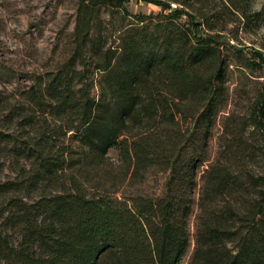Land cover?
I'll use <instances>...</instances> for the list:
<instances>
[{
	"label": "trees",
	"instance_id": "trees-1",
	"mask_svg": "<svg viewBox=\"0 0 264 264\" xmlns=\"http://www.w3.org/2000/svg\"><path fill=\"white\" fill-rule=\"evenodd\" d=\"M153 2L77 0L62 56L0 96V264H264V55L213 0ZM111 149L159 192L90 185Z\"/></svg>",
	"mask_w": 264,
	"mask_h": 264
},
{
	"label": "rangeland",
	"instance_id": "rangeland-1",
	"mask_svg": "<svg viewBox=\"0 0 264 264\" xmlns=\"http://www.w3.org/2000/svg\"><path fill=\"white\" fill-rule=\"evenodd\" d=\"M222 15L226 40L246 53L258 50L264 55V0H213ZM231 1L239 5V11H231ZM77 0H0V96L14 100L17 90L29 83L30 75L49 67L60 58L66 49L65 42L75 17ZM225 5H228L227 7ZM132 12H156L160 6L153 0H126ZM172 6H175L172 3ZM262 11L260 20L250 22L243 15ZM244 72H247L243 68ZM252 71V70H251ZM249 73V72H248ZM249 73L251 80L244 82L255 87L253 79H262V72ZM238 72L230 79L231 89L239 86ZM260 75V76H258ZM253 80V81H252ZM243 84V81H242ZM241 85V84H240ZM1 110H0V125ZM214 146V141L212 142ZM106 174L91 175L90 185L103 184L115 194L142 191L157 193L163 174L151 171L146 179L135 185H128L119 176L117 154L109 150ZM8 162V161H7ZM0 156V179L13 175L8 163Z\"/></svg>",
	"mask_w": 264,
	"mask_h": 264
}]
</instances>
